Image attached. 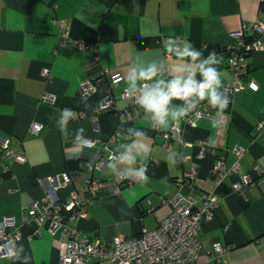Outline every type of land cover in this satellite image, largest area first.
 <instances>
[{
    "label": "crops",
    "instance_id": "1",
    "mask_svg": "<svg viewBox=\"0 0 264 264\" xmlns=\"http://www.w3.org/2000/svg\"><path fill=\"white\" fill-rule=\"evenodd\" d=\"M262 7L264 0H0V136L10 140V152L21 151L26 159L19 164L0 155V221L14 219L22 233L16 251L23 250L20 260L5 258L0 264H58L59 234L25 225L26 211L43 198L47 180L62 174L69 176L71 187L58 192L60 199L66 200L71 192L82 196L89 178L86 165L96 160L94 153H100L101 144L114 133L119 136L109 145L111 150L128 143L132 126L145 130V142L152 146L150 158L142 161L149 182L123 187L110 199L109 191L101 189L94 205L85 207V217L70 227L107 243L117 236L153 230L170 213L174 181L195 168V184L214 194L218 205L213 220L201 224L194 264H264V129L257 131L264 121V41L262 50L248 55L244 89L228 99L220 127L212 123L215 110L202 103L190 115L200 112L203 117L194 127L182 124L179 141L165 148L162 135L170 126L154 130L146 114L121 99L131 62L176 63L167 47L170 40L190 42L205 57L213 51L222 57L224 89L232 81L224 54L231 43L229 34L262 19ZM57 20L65 21L68 39L62 40ZM79 44L85 48L79 50ZM43 69H49L47 77L42 76ZM101 72L105 74L97 92L82 97L81 85ZM112 74L120 76L109 91L115 111H128V117L94 113ZM249 83L257 85V91H251ZM45 93L55 96L54 103L42 101ZM64 108L76 113L68 124V137L62 136L56 122ZM35 122L43 125L36 136L29 133ZM79 128L96 148H84L75 157L73 140ZM235 148L244 151L239 173L250 178L242 193L232 191L236 176L227 175L216 185L210 175L220 158L226 171L232 167ZM170 149L182 157L175 167L165 160ZM105 164L92 177L114 179ZM214 243L228 248L223 259L210 254Z\"/></svg>",
    "mask_w": 264,
    "mask_h": 264
},
{
    "label": "built area",
    "instance_id": "2",
    "mask_svg": "<svg viewBox=\"0 0 264 264\" xmlns=\"http://www.w3.org/2000/svg\"><path fill=\"white\" fill-rule=\"evenodd\" d=\"M61 31L62 40L68 39V30L64 20L55 21ZM230 45L224 51L228 67L232 71L231 83L223 89L227 99L239 94L244 87L242 79L247 75L246 59L248 55L262 50L264 41V16L254 24H243L241 28L229 34ZM83 50L84 45L77 47ZM105 73L101 72L97 79L86 81L80 87L82 97H90L97 92ZM49 69L42 70V76L47 77ZM120 80L119 74H112L109 77L108 88L104 97L94 108L95 114L113 113L115 116H129L128 111L116 112L113 98L109 91L117 86ZM251 91H257V85L249 83ZM121 99L134 105L125 95L121 93ZM45 103H54L55 96L45 93L42 97ZM203 115L197 112L189 115L181 121L172 123L169 130L163 133L164 147L168 148L171 142L179 141L182 124L190 127L195 126L197 119ZM156 130L157 128H153ZM264 129V121L257 126V131ZM43 125L33 123L29 129L31 135H39ZM118 133L106 142L101 144L100 153L93 163L86 165V178L83 185V195L79 196L71 192L66 200H61L58 192L71 187V179L68 175L62 174L49 178L45 185V194L40 201L32 203L23 218L25 225H34L37 228H45L51 236L59 234V262L58 264H194L200 252L199 231L203 222L213 220L215 209L218 205L217 197L212 193H204L201 186L195 181L198 172L192 168L189 173L174 181L175 194L169 201L171 210L169 215L163 219L153 230L143 229L138 236L124 237L117 236L110 243L100 240H90L83 236L70 224L85 217V207L94 205V202L101 189H107L111 196L120 193L121 188L131 187L138 182L131 179H110L103 181L92 177L93 172L100 170L111 158L110 144L116 141ZM88 149L96 148V142L90 139ZM10 140L0 136V155L4 159L12 160L15 163L26 162L24 154L20 151L16 154L9 151ZM236 162L228 171L224 168L223 159L217 160L211 168L210 175L216 185H219L227 175L237 177L232 185V191L242 193L248 186L250 178L239 173V159L243 156L242 149L232 150ZM204 154L201 151L200 156ZM3 171L8 172V167L3 165ZM149 211L153 207L148 203ZM22 238L20 227L11 217L3 218L0 221V260L9 258L10 254L16 252L17 244ZM228 248L214 243L211 247V255L215 259H223Z\"/></svg>",
    "mask_w": 264,
    "mask_h": 264
},
{
    "label": "clouds",
    "instance_id": "3",
    "mask_svg": "<svg viewBox=\"0 0 264 264\" xmlns=\"http://www.w3.org/2000/svg\"><path fill=\"white\" fill-rule=\"evenodd\" d=\"M176 63L169 65L166 61L131 62L124 78L126 97L137 108L149 117L151 126L167 129L188 117L202 103H207L215 110L214 127L225 122V110L229 100L223 92L222 74L219 65L222 63L215 51L207 57L197 50L190 42L170 40L167 45ZM179 101L180 103H174ZM76 119V113L70 108L60 110L57 126L62 136L70 135L68 124ZM129 131L128 143H121L118 150L111 151V158L105 167L116 179H131L134 182L147 184L149 177L144 159L151 156L152 146L145 142L148 138L145 130L132 126ZM88 141L84 129L74 133L73 156L79 157ZM166 162L175 167L182 161L180 154L174 150L166 154ZM22 249L10 254V259L20 260Z\"/></svg>",
    "mask_w": 264,
    "mask_h": 264
},
{
    "label": "trees",
    "instance_id": "4",
    "mask_svg": "<svg viewBox=\"0 0 264 264\" xmlns=\"http://www.w3.org/2000/svg\"><path fill=\"white\" fill-rule=\"evenodd\" d=\"M262 10H264V7H262ZM99 155V153L97 152V153H94V158L96 159L97 158V156ZM110 193L108 192V196H109V199L110 198H112V196L111 195H109ZM114 197V196H113Z\"/></svg>",
    "mask_w": 264,
    "mask_h": 264
}]
</instances>
